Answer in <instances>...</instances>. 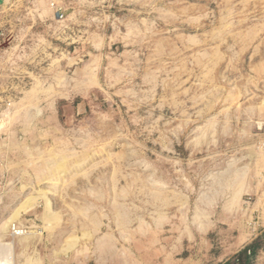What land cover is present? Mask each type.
Instances as JSON below:
<instances>
[{
    "label": "rangeland",
    "instance_id": "obj_1",
    "mask_svg": "<svg viewBox=\"0 0 264 264\" xmlns=\"http://www.w3.org/2000/svg\"><path fill=\"white\" fill-rule=\"evenodd\" d=\"M0 119V264H164L175 216L220 258L264 203V0H9Z\"/></svg>",
    "mask_w": 264,
    "mask_h": 264
},
{
    "label": "crops",
    "instance_id": "obj_2",
    "mask_svg": "<svg viewBox=\"0 0 264 264\" xmlns=\"http://www.w3.org/2000/svg\"><path fill=\"white\" fill-rule=\"evenodd\" d=\"M263 205L264 203H256L250 209V211H252V215L259 219L253 225L237 223L231 218L226 220H213L211 218L206 221L205 225H207V230L204 234L211 232L213 230V226L228 225L230 229L234 228L231 231V234L230 231L227 233L228 244H226V252L225 255L220 258H207L204 260L198 259L195 254H192L191 249L194 250L198 246L197 236L199 235L194 231V229L185 228V225L187 224L192 225L190 219H182L176 216L173 218L165 217L164 219H161V222H158V224H160L163 229L167 226L171 227L167 231L163 230L164 233L167 232V236L164 238V241L169 240L170 242V244H168L165 248L164 264H264ZM29 221H32V219H29ZM142 222L144 224L146 223V220ZM148 223L150 224L149 221ZM236 230L237 234L234 236V232ZM140 232L142 233L143 230L126 229L121 234L125 239H127L128 237H137L138 234L140 235ZM40 233L43 232L40 231ZM184 253H187L186 257H183Z\"/></svg>",
    "mask_w": 264,
    "mask_h": 264
},
{
    "label": "built area",
    "instance_id": "obj_3",
    "mask_svg": "<svg viewBox=\"0 0 264 264\" xmlns=\"http://www.w3.org/2000/svg\"><path fill=\"white\" fill-rule=\"evenodd\" d=\"M58 15H59V18L63 17L62 13H58ZM1 130H2V125H1V119H0V133H1ZM2 180H3V177L0 175V186H1ZM0 192H1V188H0ZM26 232L27 231L25 230V228H20L16 224H13L11 227V236L14 238L23 236L26 234Z\"/></svg>",
    "mask_w": 264,
    "mask_h": 264
},
{
    "label": "bare ground",
    "instance_id": "obj_4",
    "mask_svg": "<svg viewBox=\"0 0 264 264\" xmlns=\"http://www.w3.org/2000/svg\"><path fill=\"white\" fill-rule=\"evenodd\" d=\"M259 204H260V203H259ZM263 206H264V205H263ZM263 206H262V207H263ZM257 209H258V208H257ZM263 223H264V222H263ZM251 230H252V229H251ZM250 233H251V232H250ZM26 234H27V233H26ZM26 234H25V235H26ZM246 234H247V233H246ZM23 236H24V235H23ZM246 236H247V235H246ZM20 237H21V236H20ZM9 244H10V243H9ZM11 244H12V243H11ZM11 244H10V245H11ZM6 246L8 247L9 245L6 244ZM8 248H9V247H8ZM11 248H12V247H11ZM22 264H32V262H31L30 260H26V262H24V263H22Z\"/></svg>",
    "mask_w": 264,
    "mask_h": 264
},
{
    "label": "water",
    "instance_id": "obj_5",
    "mask_svg": "<svg viewBox=\"0 0 264 264\" xmlns=\"http://www.w3.org/2000/svg\"><path fill=\"white\" fill-rule=\"evenodd\" d=\"M9 0H0V7L4 6Z\"/></svg>",
    "mask_w": 264,
    "mask_h": 264
}]
</instances>
